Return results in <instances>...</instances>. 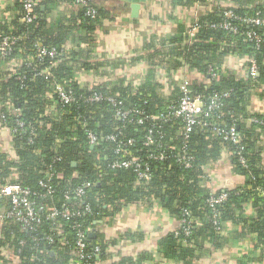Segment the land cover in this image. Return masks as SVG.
<instances>
[{
	"label": "trees",
	"instance_id": "16d2710c",
	"mask_svg": "<svg viewBox=\"0 0 264 264\" xmlns=\"http://www.w3.org/2000/svg\"><path fill=\"white\" fill-rule=\"evenodd\" d=\"M11 1L10 23L0 18V39H16L6 56L0 54V133L4 137L10 132L8 143L3 140L0 148V188L10 183L30 187L45 211L33 231L12 220L0 222V264H78L74 225L86 233L85 250L92 254L80 264H118L111 261L103 236L89 234L98 221L111 220L124 206L139 203L149 207L157 203L177 218L178 227L164 235L160 245L166 257L185 264L198 258L206 241L221 247V233L230 225L237 238L255 236L257 245L264 247V146L260 142L264 115L250 110L254 96L264 97V26L242 21L257 13L264 18L262 0L214 1L200 15L181 24L185 28L179 36L152 37L146 46L149 71L138 85L121 78L89 86H83L75 73L104 65L91 60L92 44L104 20L113 19L110 13L97 0H36L30 11L34 18L26 22L22 0ZM206 1L170 3L191 9ZM62 4L71 5V12L66 16L60 13L54 23L50 14ZM89 8L95 11L89 13ZM225 10L240 18L232 21L237 31L221 26ZM194 27L192 36L189 31ZM251 30L260 35L259 43L245 35ZM71 35L79 50L67 48ZM39 45L55 47L60 54L55 58L39 56ZM234 56L243 69L228 67ZM252 63L257 66L255 75L249 71ZM159 68L172 76L162 82ZM181 70L192 94L201 96L205 105L218 99L215 112L203 118L206 125L195 126L188 139H184V122L179 118L138 123L146 115L167 114L178 104L181 90L173 73ZM56 84L70 88L75 100L55 103ZM94 94L113 96L122 103L114 106L106 100L92 101ZM119 108L129 111L126 117L117 115ZM215 126L234 127L238 141L225 140L215 133ZM149 130L153 141L147 145ZM89 131L98 137L96 145L90 143ZM110 135L115 140H109ZM161 153L164 158H155ZM181 153L192 156L191 166L179 160ZM225 153L232 171L245 181L212 191L208 167ZM136 158L149 164L148 179H139L133 168L112 167L117 160ZM41 182L52 192L41 187ZM87 182L91 185L77 198L74 190ZM221 194L226 198L212 206L208 199ZM51 208L60 214L49 217ZM66 210L69 214L64 217ZM248 210L252 213L247 214ZM49 235L53 236L51 243L46 240ZM96 245L101 248L97 254L93 253Z\"/></svg>",
	"mask_w": 264,
	"mask_h": 264
},
{
	"label": "crops",
	"instance_id": "0c3cea01",
	"mask_svg": "<svg viewBox=\"0 0 264 264\" xmlns=\"http://www.w3.org/2000/svg\"><path fill=\"white\" fill-rule=\"evenodd\" d=\"M97 1L113 19L104 20L103 25L94 34L95 41L92 44L91 60L104 65L93 71L75 73L83 86L113 82L121 78L138 85L149 71L146 61V54L149 51L146 46L152 40L151 38L179 36L185 28L181 24L200 15L214 1L218 2V0H207L205 3H196L191 9H183L172 6L171 0H147L141 4L139 16L134 18L131 15V3L127 0ZM262 1L264 5V0ZM206 3L207 6H205ZM12 6L11 0H0V18L3 17L8 24L12 19ZM71 9L72 6L66 4L53 9L50 14L52 22L56 23L59 20L60 13L64 16L70 14ZM74 41V35H71L67 48L75 47L79 50ZM156 42L157 39L154 40V44H157ZM229 60L233 65L230 64L228 67L243 69V63L237 61L238 57L234 56ZM112 63H118L116 68L112 66ZM182 71L173 73L179 87L187 77ZM158 72L162 82L172 76L160 68ZM166 91L169 90L166 89ZM250 110L264 115V97L254 96ZM9 133L5 132V138L0 133V148L4 147L3 140L8 143L6 136L8 137ZM260 142L264 146V134L261 135ZM229 161L225 153L215 164L208 167L209 188L212 191L226 190L244 183V177L232 171ZM251 213L250 210L247 211V214ZM178 225L177 218L163 210L157 203H154L152 207L139 203L124 206L111 220L98 221V225L91 232H94L96 237L103 236V241L112 254L111 261H116L118 264L122 262L126 264H185L178 259L166 257L160 245L161 238L174 231ZM233 231L230 225L221 233L224 235V244L219 248L213 247L206 241L205 247L199 251L198 258L192 260L190 264H264V247L257 245L255 236L237 238Z\"/></svg>",
	"mask_w": 264,
	"mask_h": 264
},
{
	"label": "built area",
	"instance_id": "2783aa9c",
	"mask_svg": "<svg viewBox=\"0 0 264 264\" xmlns=\"http://www.w3.org/2000/svg\"><path fill=\"white\" fill-rule=\"evenodd\" d=\"M80 3H86L88 0H77ZM23 8L25 12L24 21L31 22L34 16L30 13L31 9L34 7L36 0H22ZM95 10L93 8H89L88 12L93 13ZM225 20L222 22L221 26L226 30L237 31V26H235L232 21L239 20L240 18L232 10H225L224 11ZM243 22H246L252 26H264V18L257 13L255 16L246 17L242 19ZM196 28H192L189 32L190 35H194ZM245 35L251 39L255 40L257 43L260 42L261 37L257 34L256 31L251 30L245 32ZM15 38L5 36L0 39V54L1 56H6L10 50L12 45L15 43ZM38 54L39 56H49L50 58L57 57L60 52L55 48H47L44 46H38ZM237 57V56H236ZM250 74L255 75L257 72V66L255 63L249 68ZM55 95L57 96V100L55 103H63L68 104L75 100V96L73 91L70 88H66L61 84L55 85ZM181 90V97L179 102L176 106L170 107L167 114H160L159 116L154 115H146L144 118L138 119V123H143L144 119H175L179 118L184 122L183 127V136L184 139H188L190 134L192 133L193 129L197 125H206L203 121V118L210 116L215 109L217 108L216 102L218 99H212L211 103L205 105L201 96L192 94L191 90L189 89V83L186 79H184L183 83L180 84ZM92 101H103L106 100L109 103L113 104L114 106L120 105L122 102L117 100L113 96L103 95V94H94L93 97L90 98ZM117 115L121 118L127 116L129 111L119 108L117 110ZM1 118L6 119L5 115L2 114ZM20 126H23V122H19ZM16 130V128H15ZM215 133L221 135L225 140H230L232 142H237L239 139V133L236 131L234 127H231L229 130H225L223 128L215 126L213 128ZM109 140H115L114 135H110L107 137ZM88 139L92 145H96L98 143V137L91 131L88 132ZM153 141L152 130H149L148 135L146 136L145 144L149 145ZM185 152V150H182ZM118 152V151H117ZM155 158L162 159L164 155L161 153L157 155ZM192 156H188L184 153H181L180 161L186 166H191L190 160ZM241 162L245 163V159L241 157ZM113 168H133L135 173L137 174L139 179H148L149 176V164L147 162H141L138 158L136 159H123L117 160L112 164ZM41 187L47 189L50 193L52 192L51 187L45 183H40ZM91 185L90 182L84 183L80 185L74 190V195L77 198L82 197L85 194L86 188ZM37 195L30 187H24L18 183H10L2 186L0 188V222L12 220L18 222L22 225L24 229L27 230H35L37 226L42 221V213L45 211L44 206H39L35 200V196ZM7 198V204L2 203V199ZM226 198L225 194H221L218 197H210L208 199L209 203L213 206L216 203L221 202ZM67 199H71V196L67 195ZM89 211V208H87ZM60 214V211L56 208L48 209V216L51 218L57 217ZM68 210L64 211L62 215L64 217L68 216ZM183 222L185 220H182ZM77 235V257H78V264L83 263V261H88L91 258V253L85 250L86 248V233L79 229V225H74ZM189 229L185 228V233L189 234ZM48 243L53 241V236L49 235L46 237ZM101 248L99 245L94 247L93 253L97 254L100 253Z\"/></svg>",
	"mask_w": 264,
	"mask_h": 264
},
{
	"label": "water",
	"instance_id": "95a60500",
	"mask_svg": "<svg viewBox=\"0 0 264 264\" xmlns=\"http://www.w3.org/2000/svg\"><path fill=\"white\" fill-rule=\"evenodd\" d=\"M131 3V9H132V17H138L139 16V10L141 8V4L145 3L147 0H127ZM90 237H95L96 235L94 234V232H91L89 234Z\"/></svg>",
	"mask_w": 264,
	"mask_h": 264
}]
</instances>
